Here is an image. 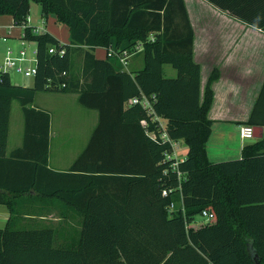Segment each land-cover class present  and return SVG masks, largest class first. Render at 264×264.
Instances as JSON below:
<instances>
[{
	"label": "trees",
	"instance_id": "trees-1",
	"mask_svg": "<svg viewBox=\"0 0 264 264\" xmlns=\"http://www.w3.org/2000/svg\"><path fill=\"white\" fill-rule=\"evenodd\" d=\"M31 1L0 0V15L22 26L36 59L31 86L0 71V203L9 208L0 264H264V132L244 144L240 158L209 160L215 76L201 98L183 0H33L42 16L67 26L69 43L26 23ZM138 41L143 65L123 69L116 53ZM96 46L106 48L104 58L95 56ZM165 64L174 77L163 76ZM40 90L76 92L82 106L97 111L67 171L47 166L49 113L31 105ZM142 94L150 113L141 103L125 105ZM13 101L24 118L23 142L6 154ZM253 109L245 124L264 126L262 93ZM156 116L169 140L187 146L175 168ZM31 192L41 204L65 203L79 226L22 223L30 209L20 198ZM202 210L213 213L210 222L203 223Z\"/></svg>",
	"mask_w": 264,
	"mask_h": 264
},
{
	"label": "crops",
	"instance_id": "crops-1",
	"mask_svg": "<svg viewBox=\"0 0 264 264\" xmlns=\"http://www.w3.org/2000/svg\"><path fill=\"white\" fill-rule=\"evenodd\" d=\"M183 4L193 29L192 55L193 60L200 66L201 98H203V92L210 77L215 76L210 84L213 100L207 113L212 127L211 134L206 142L208 158L213 162L238 159L245 144L241 141L239 127L240 125H246L245 123L250 118L255 102L261 93L264 98V0H183ZM1 16L0 32L7 31L10 34L3 39L7 42L5 46L16 51L23 47L26 41L23 38L22 26L18 29L11 16V18ZM47 16V24L42 21L40 25L31 26L38 28V31L44 30L53 36L55 35L62 43H69V39L63 40L55 32L54 22H58L55 19L56 16L54 14ZM66 29L68 30L67 27ZM9 39L10 42H8ZM32 50L35 52V45ZM93 52L96 57L104 58L106 48L96 46ZM130 62L131 58L128 59L127 66L123 69L136 70L143 65V63L138 65L132 62L133 66L130 67L128 66ZM165 65H163V76L167 78L174 77L176 70L173 69L174 71L164 73ZM10 79L16 84L31 86L33 75L29 83H18L11 76ZM41 92L55 95L50 96L52 97L51 100L57 101L65 107L68 104L74 105L73 99L77 97V93L73 91L66 93L40 90L35 94L31 103L35 108L44 109L49 113L47 166L55 171H67L74 158L86 145L98 120L97 111L94 109L95 111H92L93 115L87 120L86 115L89 112L82 110L85 119L81 125L83 136L79 141V145H77V148L80 149L79 151H75V149L74 152L69 151L66 149V136L57 135V140H55L56 136L54 137L51 130L53 105L37 100ZM127 104L125 102V105ZM12 109L13 103L9 117L6 154H9L12 149L20 147L23 142L24 118L20 109L19 112L15 113L13 119ZM161 121L164 122L163 119ZM261 127L262 132H264V126ZM182 142L183 140L179 139L176 144ZM184 153V156L181 155L178 158L176 151H174L173 158L183 160L187 148L184 149ZM50 162L53 163L50 164ZM35 198H39L35 195V192L25 194L20 198L24 199V206L30 209L21 214L22 223L29 225L49 224L54 227L63 224L66 228L79 226L77 222L79 217L72 215L75 214L73 210L70 207L66 208L65 203L62 201L58 203L50 200L41 204L38 200H34ZM8 218L9 208L0 203V225L4 227L9 221Z\"/></svg>",
	"mask_w": 264,
	"mask_h": 264
},
{
	"label": "rangeland",
	"instance_id": "rangeland-1",
	"mask_svg": "<svg viewBox=\"0 0 264 264\" xmlns=\"http://www.w3.org/2000/svg\"><path fill=\"white\" fill-rule=\"evenodd\" d=\"M40 4L36 1H31L30 2V7H29V11H28V15L29 16V22L28 24L30 25H40L42 24V21L45 22L46 24L48 23V21H46V18L44 16L41 15V11H40ZM11 15L9 14H3L1 17L3 18H11ZM13 18V17H12ZM14 21V20H13ZM3 23V22H2ZM55 23V32L58 34V36H60V38H62L63 40H68L69 39V32L66 29V25L59 23V22H54ZM66 26V27H64ZM21 25H16V28L20 29ZM22 29V27H21ZM3 35L5 36H9L10 34L7 31H4L3 33L0 32V37H3ZM9 38V37H8ZM26 40V39H25ZM11 40L9 39L8 42H10ZM6 41L5 40H1L0 41V63L2 62V59L4 57L5 54V49H6ZM35 43L33 41L30 40H26L23 48L27 51V56L30 57H35V52L32 50L34 48ZM18 51V50H16ZM131 62L128 63V66L132 67L133 63L135 64H141L142 63V54L141 53H137L132 55L131 57ZM23 65H26L28 63V61H24L22 62ZM174 68L171 65H165L164 67V73L167 71H174ZM10 76L12 77V79H14L15 81H17L18 83L21 82H25V83H29L32 79V75L31 74H25L21 71L17 72L15 70H10L9 71ZM167 75V74H165ZM15 83V82H14ZM48 96V97H46ZM50 96H55V95H48L47 93L41 92L39 94V98L37 99L38 101H41L43 103L46 104H51L53 105V110H52V126H51V130L52 133L54 134V137L56 136L55 140H57V135L60 136H66L67 137V141H66V149L69 151H79L80 148H77V145H79V141L81 139V137L83 136V132H82V127L81 125L83 124V120L85 119L84 113L82 110H86L89 113H87L86 115V119L89 120L91 115H93L92 111H95L93 108H86L84 106H82L77 97H75V99H73L71 97V99L74 100V105L73 104H68L66 107L64 105H60L59 103L54 102V100H51L52 97ZM70 97V96H68ZM67 101H69L68 98H66ZM76 106V107H75ZM20 108H19V103L17 101L13 102V109H12V118L14 119L15 117V113L19 112ZM55 142V141H53ZM178 145V147H175V151H176V156L179 158L181 155L184 156V149L187 148V146L184 144V142H182L181 144H176ZM53 150V148H52ZM174 156V155H173ZM53 162H50V164H52ZM0 227H3V225H0Z\"/></svg>",
	"mask_w": 264,
	"mask_h": 264
},
{
	"label": "built area",
	"instance_id": "built-area-1",
	"mask_svg": "<svg viewBox=\"0 0 264 264\" xmlns=\"http://www.w3.org/2000/svg\"><path fill=\"white\" fill-rule=\"evenodd\" d=\"M28 22H29V16L27 17L26 23L28 24ZM34 30L37 32L38 28L36 29L34 27ZM5 37L6 36L3 35V37H0V40L5 39ZM141 48H142L141 42L138 41V43L135 44V46H133V49H131V50L123 49L121 52L116 53L120 63L123 65V67L127 66L128 59L132 55H134L136 52H138ZM48 49L50 52L55 51V49L53 47H49ZM64 51H65V49L63 47L59 48L60 54L64 53ZM113 53H115V51L112 48H109L107 51V54H113ZM24 61H28V63L26 65H23L22 62H24ZM35 61H36L35 57L27 56V51L23 47H20L18 49V51H14L11 47H6L4 57L2 59V62L0 63V71L15 70V71L20 72V73L22 71L25 74L34 75L36 72ZM127 103L128 104L141 103V105L143 106V108H145L147 113L151 112L150 101H149L148 97H146L143 94L140 97L133 96V97L129 98L127 100ZM157 119L159 120V125L162 127L160 137L163 139V141H168L170 143V145L172 146V151L165 153V159L166 160L174 159L175 161H174L172 167L175 168L177 166V163H178L177 161H182V159L177 160V159L173 158L175 147L177 146L176 145L177 141L169 140V137L163 128L164 122H162L161 118H159L158 116L154 117V120H157ZM141 122L143 125L146 124L145 119H142ZM149 134L152 137H155L154 132H150ZM239 134H240L241 141L243 143H247V142H245V140L251 139L254 136V127L250 126V125H240ZM178 175H179V173H178ZM162 193L164 195H166V193H167L166 189H163ZM172 207H173V205L171 204V208ZM213 217H214V215L210 211L202 210L201 219L203 220V223L210 222L213 219Z\"/></svg>",
	"mask_w": 264,
	"mask_h": 264
},
{
	"label": "water",
	"instance_id": "water-1",
	"mask_svg": "<svg viewBox=\"0 0 264 264\" xmlns=\"http://www.w3.org/2000/svg\"><path fill=\"white\" fill-rule=\"evenodd\" d=\"M262 130H263V129H262L261 126H256V127H254V136H253V138H251V139H246L245 142H247V143H256V140H257L258 138H261L262 135H263ZM259 153H264V149H260V150H259Z\"/></svg>",
	"mask_w": 264,
	"mask_h": 264
}]
</instances>
